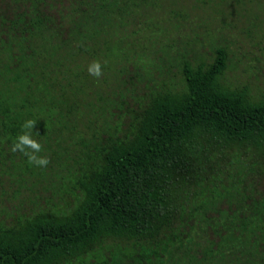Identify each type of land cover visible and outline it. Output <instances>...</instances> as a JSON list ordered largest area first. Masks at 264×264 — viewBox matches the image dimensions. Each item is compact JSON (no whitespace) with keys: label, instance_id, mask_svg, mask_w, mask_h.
<instances>
[{"label":"trees","instance_id":"trees-1","mask_svg":"<svg viewBox=\"0 0 264 264\" xmlns=\"http://www.w3.org/2000/svg\"><path fill=\"white\" fill-rule=\"evenodd\" d=\"M180 2L8 0L0 92L6 81L12 88L0 99V141L13 145L32 93L52 120L56 111L75 115V130L125 98L140 38L165 32L170 14L187 16ZM93 61L99 78L88 72ZM180 64L181 83L150 87L131 133L101 144L76 178L71 207L0 221V264H69L101 250L139 251L117 264H264V97L227 83L225 47L211 61Z\"/></svg>","mask_w":264,"mask_h":264},{"label":"rangeland","instance_id":"rangeland-1","mask_svg":"<svg viewBox=\"0 0 264 264\" xmlns=\"http://www.w3.org/2000/svg\"><path fill=\"white\" fill-rule=\"evenodd\" d=\"M7 2L0 0V13L7 9ZM179 8L187 16L170 14L162 22L167 26L165 32L146 31L140 38L144 52L140 51L137 63L141 65L126 77L125 98L107 101L96 111L91 108L93 113L86 116L90 120L83 118L84 125L78 130L75 115L56 111L52 120L41 111L37 94L25 97L26 120L36 121L32 135L42 144L38 155L50 162L47 167L31 165L26 156L11 151L12 144L0 141V147L5 148L0 153V221L10 223L41 207H71L79 195L76 178L95 162L101 144L109 137L131 133L137 100L148 96L154 85L181 83L180 61L184 56L193 64L211 61L216 48L225 47L229 55L224 75L227 83L247 85L253 97H264V0H181ZM175 23L180 25H172ZM3 73L10 74L6 68ZM4 85L6 90L12 88L9 81ZM6 90L0 92V99H8ZM257 183L264 190V174ZM121 252L101 250L69 264H117L133 253L140 255L139 251Z\"/></svg>","mask_w":264,"mask_h":264},{"label":"clouds","instance_id":"clouds-1","mask_svg":"<svg viewBox=\"0 0 264 264\" xmlns=\"http://www.w3.org/2000/svg\"><path fill=\"white\" fill-rule=\"evenodd\" d=\"M88 72L90 75L99 78L102 76V65L99 61H93L88 66ZM36 124L34 120H26L21 128V133L16 137L13 142L11 151L19 152L27 157L29 164L47 167L49 159L46 156L38 155L42 151V144L33 137L32 132Z\"/></svg>","mask_w":264,"mask_h":264}]
</instances>
